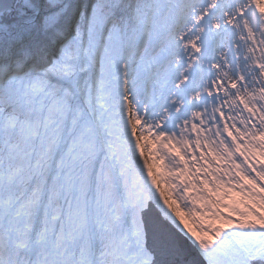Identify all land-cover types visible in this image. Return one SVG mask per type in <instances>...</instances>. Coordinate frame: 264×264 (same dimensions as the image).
Instances as JSON below:
<instances>
[{
	"label": "snow or ice",
	"instance_id": "obj_1",
	"mask_svg": "<svg viewBox=\"0 0 264 264\" xmlns=\"http://www.w3.org/2000/svg\"><path fill=\"white\" fill-rule=\"evenodd\" d=\"M0 264H264V0H0Z\"/></svg>",
	"mask_w": 264,
	"mask_h": 264
}]
</instances>
